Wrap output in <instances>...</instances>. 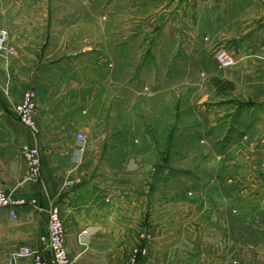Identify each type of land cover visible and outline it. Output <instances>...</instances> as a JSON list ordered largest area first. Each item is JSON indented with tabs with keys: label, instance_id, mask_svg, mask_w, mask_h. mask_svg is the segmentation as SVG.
Masks as SVG:
<instances>
[{
	"label": "crops",
	"instance_id": "obj_1",
	"mask_svg": "<svg viewBox=\"0 0 264 264\" xmlns=\"http://www.w3.org/2000/svg\"><path fill=\"white\" fill-rule=\"evenodd\" d=\"M1 32L16 55L0 56V190L25 205L16 218L0 210V264H34L16 257L24 247L53 264L45 238L55 205L72 264H129L140 248L138 264H264V225L240 260L235 232L208 228L199 203L180 202L175 217L154 179L169 171L174 118L186 114H212L199 125L215 134L231 129L235 110L258 111L251 143L264 159V0H0ZM220 48L233 69L219 68ZM32 89L37 136L14 115ZM24 145L41 151L37 181ZM263 172L244 178L254 193H264ZM218 175L203 193L224 192Z\"/></svg>",
	"mask_w": 264,
	"mask_h": 264
},
{
	"label": "rangeland",
	"instance_id": "obj_2",
	"mask_svg": "<svg viewBox=\"0 0 264 264\" xmlns=\"http://www.w3.org/2000/svg\"><path fill=\"white\" fill-rule=\"evenodd\" d=\"M63 3L67 4L66 1ZM89 35L92 38L98 37L96 33ZM207 114H186L183 122L174 118L173 159L167 164L170 167L166 175L161 173L154 178L158 186L169 191L160 192L157 202L163 201L165 196L169 197L174 203L169 210L175 217L184 210L185 206L180 207V202L195 205L199 203L208 228L215 229V232L224 238L235 232L238 244L241 247L247 246L253 243L247 241L249 237L254 236V229L260 223L264 225V214L261 215L259 209L260 202L264 200V193L252 192L248 188L251 183L246 184L248 181H244L249 174L259 175L264 171V159H260L262 148L257 143H251V138H260L261 115L251 109L235 110L231 129L223 130L225 125H221L222 129H218L215 134H207L208 130L199 125L212 124L215 121L212 114ZM183 123L190 127L183 130V127H180ZM212 138H221L222 141L215 142ZM216 172L218 177L221 176L224 192L210 189L203 193L204 189H208L207 186L211 184ZM233 189L236 190V197H231L230 201L231 193L227 192H232ZM241 247L240 260L244 259L245 252H248Z\"/></svg>",
	"mask_w": 264,
	"mask_h": 264
},
{
	"label": "built area",
	"instance_id": "obj_3",
	"mask_svg": "<svg viewBox=\"0 0 264 264\" xmlns=\"http://www.w3.org/2000/svg\"><path fill=\"white\" fill-rule=\"evenodd\" d=\"M16 55V50L10 47V38L6 32L0 33V56L9 58ZM221 70L233 69L236 65V59L227 48H220L214 53ZM112 67V66H110ZM37 94L35 90H29L24 94L23 100L14 108V115L17 120L26 126L34 135L40 134V128L37 122ZM77 142L80 151L84 153L86 146V137L82 134L77 136ZM20 156L28 167L29 179L37 181L42 175V154L39 147L24 145L20 149ZM80 181H72L68 185H74ZM25 202L15 200L8 193L0 190V210L8 212L14 218L17 217L16 209L24 206ZM45 243L52 254L53 264H72L70 254L66 244V230L61 218V210L55 205L49 213L48 233ZM147 249L140 248L136 252V257L129 264H138L141 257H147ZM17 258H31L34 264H46L41 254L34 252L31 248H20L16 254Z\"/></svg>",
	"mask_w": 264,
	"mask_h": 264
}]
</instances>
